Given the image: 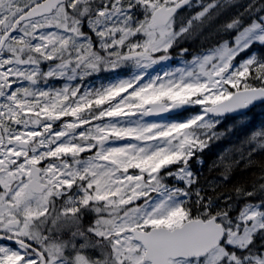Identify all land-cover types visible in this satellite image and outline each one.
<instances>
[{"label":"snow or ice","instance_id":"6c2138e0","mask_svg":"<svg viewBox=\"0 0 264 264\" xmlns=\"http://www.w3.org/2000/svg\"><path fill=\"white\" fill-rule=\"evenodd\" d=\"M261 106L264 0H0V264H264Z\"/></svg>","mask_w":264,"mask_h":264},{"label":"trees","instance_id":"16d2710c","mask_svg":"<svg viewBox=\"0 0 264 264\" xmlns=\"http://www.w3.org/2000/svg\"><path fill=\"white\" fill-rule=\"evenodd\" d=\"M196 9H192L191 12H194ZM181 13L184 15H189L190 11L187 9H181ZM184 47H189L190 53L195 54L200 51V44L198 42H188L183 45ZM182 58L179 55V50L177 49L176 53L174 54L173 59L171 60L170 64H173L174 62L181 61ZM190 115V113H184L182 116H175L172 117L173 119H182ZM226 126H233L238 127L239 124L242 123H250L254 126H259L261 124H264V106L256 107L252 109L250 112H248L247 116L244 117L241 120L236 121L235 125L233 124L232 120H226L225 122ZM242 133L239 131L231 136L230 139H225L219 142H212L210 143V146L204 151L202 154L203 157V166L196 163L195 161L192 162V168L194 171L197 172H203L204 175H208V165L212 163L213 160L216 159L217 155L223 151L225 147H228L230 144H236L238 140L240 139ZM247 174L244 173H237V179H243L246 178Z\"/></svg>","mask_w":264,"mask_h":264},{"label":"rangeland","instance_id":"374dc122","mask_svg":"<svg viewBox=\"0 0 264 264\" xmlns=\"http://www.w3.org/2000/svg\"><path fill=\"white\" fill-rule=\"evenodd\" d=\"M171 61L169 62L166 67H174L178 66L182 63L181 61L174 62L173 64H170ZM121 78H127V75L130 74V69H121ZM116 77L113 76L111 73H100L98 76H93L90 78H87L85 81V85L88 87H95L99 86L101 83H107L109 82L110 79H115Z\"/></svg>","mask_w":264,"mask_h":264}]
</instances>
